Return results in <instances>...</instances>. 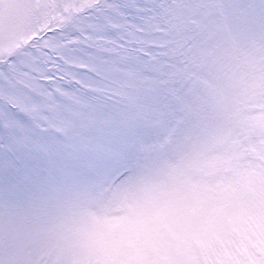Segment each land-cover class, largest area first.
<instances>
[{"label": "snow or ice", "instance_id": "6c2138e0", "mask_svg": "<svg viewBox=\"0 0 264 264\" xmlns=\"http://www.w3.org/2000/svg\"><path fill=\"white\" fill-rule=\"evenodd\" d=\"M0 264H264V0H0Z\"/></svg>", "mask_w": 264, "mask_h": 264}]
</instances>
